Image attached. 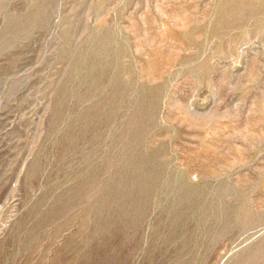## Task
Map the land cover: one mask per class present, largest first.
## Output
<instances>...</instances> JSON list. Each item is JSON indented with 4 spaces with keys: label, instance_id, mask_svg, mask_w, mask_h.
<instances>
[{
    "label": "rangeland",
    "instance_id": "374dc122",
    "mask_svg": "<svg viewBox=\"0 0 264 264\" xmlns=\"http://www.w3.org/2000/svg\"><path fill=\"white\" fill-rule=\"evenodd\" d=\"M0 264H264L261 1L0 0Z\"/></svg>",
    "mask_w": 264,
    "mask_h": 264
},
{
    "label": "bare ground",
    "instance_id": "6f19581e",
    "mask_svg": "<svg viewBox=\"0 0 264 264\" xmlns=\"http://www.w3.org/2000/svg\"><path fill=\"white\" fill-rule=\"evenodd\" d=\"M257 1H261L262 2V4L264 5V0H257ZM243 6V5H242Z\"/></svg>",
    "mask_w": 264,
    "mask_h": 264
}]
</instances>
